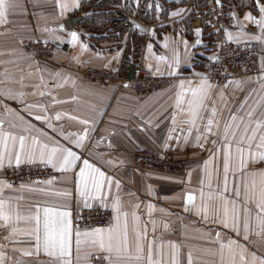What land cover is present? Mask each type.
<instances>
[{
	"label": "crops",
	"instance_id": "1",
	"mask_svg": "<svg viewBox=\"0 0 264 264\" xmlns=\"http://www.w3.org/2000/svg\"><path fill=\"white\" fill-rule=\"evenodd\" d=\"M83 1L87 0H75V3L74 0H13L15 7L8 11L5 22L0 24V93L6 94L0 95L3 131L17 136L29 135L23 128L31 127L30 135L37 137L40 143L48 148H71L104 172L106 177H111V189H108L107 182L102 189V193H108L105 208L112 214L111 222L105 228L116 225L118 213L114 210L112 197L119 196L120 226L127 222L130 240L136 235L134 229L140 231L144 236L141 243L145 257L151 244L154 258L162 264H173L174 258L176 264H189V256L191 264H232L233 260L235 264H260L264 259L256 254L253 261L251 249L246 245L252 243L249 238L251 227L247 240L243 239L244 222L240 219V235L232 230L233 205L228 204L225 217V205L220 195L234 200L233 190L240 186L236 212L244 221L245 196L255 204L261 187L259 176L257 181L254 180L259 187L257 193L251 192L252 187L249 190L251 178L248 181L250 175L246 168L252 163L248 162L246 167L242 164L236 152V140L244 123L249 121L248 112H253L250 129L256 127V120L264 121V80L261 79L264 77V26L257 24L264 18L260 12L264 0H259V4L257 0H219V3L208 0L203 9L193 5L191 0H116L112 5L101 4V9L110 8L120 16H130L131 28L145 36L138 63L145 60L152 74L171 77L164 89L148 95L135 92L129 82L100 85L81 75L84 67L108 69L125 75L127 72L123 74L121 71V62L128 41L127 33L121 39H99L100 35H105L104 32L87 31L81 21L77 27L67 28V19L81 17L73 14ZM59 4L66 6L63 15ZM214 5L233 8V23L227 28L230 39L237 44L258 42L261 71L257 75L234 78L225 85L213 84L205 77V66L212 53L210 31H207L203 14L209 13ZM88 6L83 12L85 16L91 14ZM144 7L154 10L155 19L151 23L139 17ZM246 14H250L252 19H245ZM115 16L118 15L113 14L110 21ZM72 32L77 34L75 41H72ZM39 37L57 41L58 47L52 59H37L22 47L23 40ZM201 84L204 85L203 102L196 109L195 122L190 123L192 117L187 103L193 99L190 89ZM21 93L23 95H19ZM179 93H183V103L177 107ZM241 104H244L243 109ZM233 114L238 118L236 121L231 120ZM36 115L45 117L47 122L35 120L33 117ZM57 115L60 119H56ZM240 117L244 118L243 122ZM209 119L213 122L210 131ZM230 122L232 127L228 128V136L231 137L235 128L236 137L231 141L228 190L225 191V129ZM13 123L17 127H11ZM236 124L240 127L236 128ZM85 131L84 147L76 148L73 141ZM261 134H264V128L257 131L250 150L246 143L241 144L246 149L244 160H249L251 151H261L257 148ZM140 149L172 156L181 161L183 169L173 173L142 168L133 157V152ZM260 163L255 164L261 166ZM77 164L78 167L72 171L60 172L41 163L37 154L35 162L24 161L20 165L46 166L59 172L60 176L42 180H51V184L25 182L11 187L5 180L4 170L16 164L14 158L11 165L7 159L4 161V166L0 167V199L7 202L6 210L11 212V221L6 227H0L3 264H16L17 260L20 264H59L57 258L45 254L43 247L37 253L35 220L32 219L37 207L41 210V220L45 207L71 213L73 264L77 255L82 258L80 264H94L96 259L108 264L104 259L107 253L93 247L83 235L79 253L76 251L75 233L79 229L73 222L76 213L83 208L101 205L100 200L89 198L87 203L90 207H85V202L77 195L75 179L79 167L83 166L82 160ZM204 168L208 169V174L201 173ZM234 168H238L237 175L232 174ZM117 181L119 189L116 188ZM63 192L71 195L57 194ZM188 195L194 199L188 201ZM149 205L153 207L150 209ZM250 206L251 202L247 207L250 209ZM225 219L227 228L223 225ZM248 223H251V213ZM91 229L79 231L83 234ZM253 230L261 232L260 228ZM230 239L242 247L233 245L229 249ZM221 244L226 247L222 249ZM258 245L261 246L260 243ZM244 249L248 251L246 255ZM24 252L32 254L25 256Z\"/></svg>",
	"mask_w": 264,
	"mask_h": 264
},
{
	"label": "snow or ice",
	"instance_id": "2",
	"mask_svg": "<svg viewBox=\"0 0 264 264\" xmlns=\"http://www.w3.org/2000/svg\"><path fill=\"white\" fill-rule=\"evenodd\" d=\"M75 3V0H74ZM219 3V0H217ZM259 4V0H257ZM61 8V14L63 15V11L66 6L63 4L58 5ZM78 6V4H76ZM15 7L13 0H0V24L4 23L6 20V15L8 11ZM260 12L264 14V6H260ZM179 14V13H177ZM245 19H252L250 14L245 15ZM257 24L264 26V18L257 21ZM199 35V32H197ZM72 41L77 39V34L75 32L71 33ZM199 43V41H197ZM186 45V42H185ZM187 47V45H186ZM163 59V57H161ZM176 63H179L177 59ZM174 74V73H170ZM59 75V74H57ZM264 80V77H261ZM181 89H183V83L180 85ZM204 89V85L197 88L190 89L193 99L187 101L189 106V113L192 119L189 121L190 123L195 122L196 109L199 108L203 102L202 92ZM43 95V93H41ZM0 95H6L5 93H0ZM19 95H23L22 93ZM183 93H179L176 99V105L179 107L183 103ZM28 107H33V105H28ZM241 109L244 108V104H241ZM7 110V106H5ZM254 111V110H253ZM215 114V110H213V115ZM249 117V121L244 123L243 131L239 135V139L236 140V152L241 157L242 164L247 165L248 162L257 163L264 161V134L260 135L259 144L257 148L261 149L259 152H253L250 154V158L248 161L244 160V153L246 149L241 147V144H247L248 149H251L252 142L255 140L257 131L261 128H264V121L256 120V127L250 129L249 124L252 122L251 117L253 112L247 113ZM35 120H41L47 122L45 117H41L36 115L33 117ZM23 119V117H20ZM56 119H60L59 115L56 116ZM238 118L235 114L232 115L231 120L236 121ZM241 122H243V117L239 118ZM83 124H87L88 121H81ZM212 120L209 119L208 126L209 131L212 125ZM3 121L0 120V167L4 166V161L7 159L9 165L14 162L17 167L24 161L28 163H33L38 159L41 163H44L46 166H51L57 171L60 172H69L78 167L77 162L82 160L83 166L79 167V172L76 174L75 179V190L77 195L83 199L85 202V207H90L87 203L89 198L98 199L101 202L102 207H107V197L108 193H102V189L104 188L105 182H107L108 189H111L113 184V180L111 177H106L105 173L102 172L99 168L95 167L88 159H84L81 155H78L71 148H61V147H52L48 148L46 144L40 143V141L35 136H31V127L23 128L25 133L29 135H14L12 133H8L3 131L2 128ZM11 127H17L16 124H12ZM48 127H52L51 124H48ZM231 122L225 129V139L227 141L224 148V173H225V191H227V174L229 172V159L231 156V141L236 137V129L234 128L231 132V137L228 136V128H231ZM240 124H236V128H239ZM63 135V133H60ZM75 135V134H72ZM87 136V131L83 135L77 136V138L73 141V144L76 148L84 147V139ZM199 139V137H198ZM29 140L31 143H29ZM207 163V162H205ZM261 175V188L259 191L258 198L255 201V206L258 209L256 213V221L261 229V232L256 233L257 235H261L264 233V171L260 172ZM36 183H49L52 181H37ZM116 188L119 189V182H115ZM255 187V183L253 184ZM247 188V186H245ZM2 191V189H0ZM234 195L236 199L227 200L224 198L223 194L220 195V199L224 201L225 205V217L228 215V204L233 205V228L232 230L240 235L239 228V217L236 212V200H238L241 196L240 186L237 185L234 188ZM58 195L69 196L71 193L63 192L57 193ZM203 195V193H202ZM194 197L192 195L187 196L188 201H192ZM209 199H212L210 196ZM114 210L117 211L118 215L115 217L116 225L109 227H97L93 228L90 231H85L83 234L76 230V251L79 253L80 244H81V235L87 239V241L99 251L107 253L104 256V259L108 261V264H162V262L158 259L154 258L152 245H148L147 256L145 257V249L144 245L141 241L144 239V236L140 233L138 229H134L136 235L133 239L129 238V230L127 222L124 223L123 227L120 226L119 219V208H120V198L119 196L112 197ZM251 200L249 197L245 196V207H244V236L243 239H248V231H249V214L250 209L247 207L248 203ZM6 201L4 199H0V227H6L7 224L11 221V212L6 210ZM153 206L149 205L151 209ZM40 208H36V215L32 217L35 220V247L37 253L40 248L43 247L45 254L55 257L59 260V264H73L72 259V221L70 219L71 213L69 211H58L53 208L45 207L43 208V220H41L40 216ZM125 216L127 213L124 214ZM135 215V214H134ZM17 219H19V215L17 214ZM42 225V231H41ZM224 227H228L227 219L223 221ZM233 245L238 244L237 241L232 239L229 240L227 247L229 249L232 248ZM175 247V246H173ZM226 247L221 244V248ZM246 251V249H244ZM30 252H24L23 255L28 256L31 255ZM91 253H89V256ZM3 254H0V264H3ZM81 257L77 255L75 264H80ZM241 261L244 260V256L241 253L240 255ZM256 257L253 256V261H255ZM16 264H20V261L17 260ZM173 264H176L175 258L173 259ZM189 264H191V256H189ZM232 264H235L234 260ZM260 264H264V260L260 261Z\"/></svg>",
	"mask_w": 264,
	"mask_h": 264
},
{
	"label": "built area",
	"instance_id": "3",
	"mask_svg": "<svg viewBox=\"0 0 264 264\" xmlns=\"http://www.w3.org/2000/svg\"><path fill=\"white\" fill-rule=\"evenodd\" d=\"M113 23L132 27L130 16H115ZM233 23V8L227 5H214L207 16V25L213 34L210 51L212 58L205 66V77L216 85H225L234 78H249L260 73V47L258 42L237 44L227 34L228 26ZM210 32V33H211ZM22 47L37 59L50 60L55 55L58 43L50 37H39L22 41ZM81 75L92 83L106 85L110 82H129L133 90L148 95L164 89L171 77L152 74L145 60L135 67L134 78L108 69L84 67ZM136 163L145 169L179 172L183 169L180 160L172 156H162L155 151L140 149L133 152ZM60 173L46 166H13L4 170V177L11 187H18L25 182H37L59 177ZM112 219L111 212L101 205L80 209L74 217V226L79 229L107 226ZM94 264H102L99 259Z\"/></svg>",
	"mask_w": 264,
	"mask_h": 264
},
{
	"label": "trees",
	"instance_id": "4",
	"mask_svg": "<svg viewBox=\"0 0 264 264\" xmlns=\"http://www.w3.org/2000/svg\"><path fill=\"white\" fill-rule=\"evenodd\" d=\"M223 1L230 2V0H223ZM83 2L84 3H82L79 9L74 11L73 14V15H81L80 21L81 24H83L82 27H84V29H86L87 31H91V32H104L105 35H100L99 39L102 37L104 39H111V40L117 38L121 39L123 35L127 33L128 41L121 62V71L123 72V74H125L131 65H134L136 67L138 65L141 49L146 38L144 35L139 34L137 30H133L131 27L128 28L123 26L122 24L113 23L110 21L109 18H111L113 14L120 16L121 15L120 13L113 11V9L110 10V8L109 9L100 8L108 3H110L111 5L115 4L116 0H87ZM183 2H187V1H183ZM190 2H192L193 5L197 4V6L200 9H203L204 7H206L208 0H191ZM87 6H88V11L91 12L89 16L88 15L85 16L83 14L84 10L86 9L85 7ZM98 9H101V11L97 12ZM153 12L154 10H152L151 8L147 9L146 7H144L140 11L139 17L144 22L151 23L155 19V14ZM203 16L204 18L206 17L205 25L207 27V31H210L207 25L208 11H206L203 14ZM209 36L211 37V39L213 38L212 32L209 34Z\"/></svg>",
	"mask_w": 264,
	"mask_h": 264
},
{
	"label": "rangeland",
	"instance_id": "5",
	"mask_svg": "<svg viewBox=\"0 0 264 264\" xmlns=\"http://www.w3.org/2000/svg\"><path fill=\"white\" fill-rule=\"evenodd\" d=\"M253 152L254 151H251V153H253ZM261 163H260L261 166H258L255 163H252V166L246 168V172L250 175V177H248V181L251 178V180H250V182H251L250 184L251 185L249 187V190L251 191V187H252V191L251 192H254V194L257 193V190L259 189L258 184H256L254 182V180L257 181V177L260 176L259 180L261 181L260 172L264 171V161H261ZM233 171L234 172L232 174H234V175L238 174V168H234ZM246 172L244 171V174H246ZM201 173L202 174H208V169L204 168V170ZM254 183H255V187H253ZM252 203L253 202L251 201V206H252V208L250 206V209H251V212H250L251 213V223H249V226L251 227L250 228V233H249V238L252 241V243L251 244H246V245L249 247V249H251V252H252L251 254L253 256H255L257 254L258 256H261L262 259H264V233H262L261 235H257L256 233H258L259 231L258 230H253V228L254 229H258L259 226H258L257 221H256V213H255V211L258 212V209L256 207L254 208ZM242 205L243 204L240 203V206H242ZM249 217H250V214H249ZM239 219H240L241 222H244L241 217ZM241 226H242V223H241ZM258 240H260V241H258ZM259 243L261 244V246L258 245ZM247 252L248 251H245L244 254L246 255Z\"/></svg>",
	"mask_w": 264,
	"mask_h": 264
},
{
	"label": "water",
	"instance_id": "6",
	"mask_svg": "<svg viewBox=\"0 0 264 264\" xmlns=\"http://www.w3.org/2000/svg\"><path fill=\"white\" fill-rule=\"evenodd\" d=\"M79 21H80V18L73 17V18L67 19L65 21V25H66L67 28L72 29V28L77 27V24H78ZM134 73H135V66L131 65L129 67L128 71H127V74H126L127 79H129V80L133 79L134 78Z\"/></svg>",
	"mask_w": 264,
	"mask_h": 264
}]
</instances>
